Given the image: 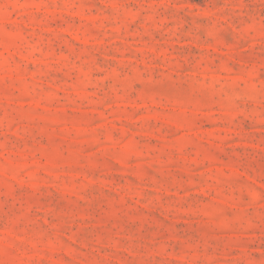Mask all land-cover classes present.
<instances>
[{"label": "rangeland", "instance_id": "374dc122", "mask_svg": "<svg viewBox=\"0 0 264 264\" xmlns=\"http://www.w3.org/2000/svg\"><path fill=\"white\" fill-rule=\"evenodd\" d=\"M0 264H264V0H0Z\"/></svg>", "mask_w": 264, "mask_h": 264}]
</instances>
